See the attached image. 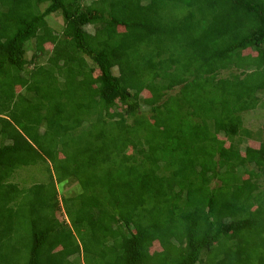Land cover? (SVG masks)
<instances>
[{"label": "trees", "instance_id": "obj_1", "mask_svg": "<svg viewBox=\"0 0 264 264\" xmlns=\"http://www.w3.org/2000/svg\"><path fill=\"white\" fill-rule=\"evenodd\" d=\"M259 94L264 0H0V264L243 263L264 244V123L235 139Z\"/></svg>", "mask_w": 264, "mask_h": 264}, {"label": "rangeland", "instance_id": "obj_2", "mask_svg": "<svg viewBox=\"0 0 264 264\" xmlns=\"http://www.w3.org/2000/svg\"><path fill=\"white\" fill-rule=\"evenodd\" d=\"M44 7H42L43 9ZM49 25L56 31L60 32L63 29V21L59 13H54L49 18L47 19ZM86 30L89 32H92L93 27L87 26ZM45 49L46 51H50L51 45L50 44H45ZM33 54V49H30L26 53V57L29 59L31 55ZM243 54H249L254 56L255 52L251 49H246L243 51ZM47 55H43V58L38 59L37 61H45ZM114 72L117 73V70L114 69ZM237 71H234V69L227 70V71H221L220 76L225 77L228 76L231 73H234ZM177 90V89H175ZM175 92L172 91L170 94H174ZM147 95L146 92H143V96ZM241 119H242V129L248 130L251 132V135H246V133H240L239 137L237 138L239 142L235 139V144L237 143L239 145L240 151L243 154L244 149L247 146H252L256 147L257 146V139H255V136L257 133H259L260 128L262 127L264 123V94H259V104L258 106L251 110V111H246L241 114ZM220 138H222L226 143L225 145L228 146V141L222 136L219 135ZM130 152V150L128 151ZM62 155L59 154V157ZM45 165L50 167L51 163H43L42 166L39 164L35 167H30L27 169H22L17 171L15 177L13 178V181L17 182L18 184H24L25 182L29 184L31 181L33 182H41V181H47V173L45 172ZM54 174V173H53ZM56 178V174L53 175V179ZM243 178H246L244 176ZM56 191H57V198L60 200L62 196L67 197L75 193L77 188L75 189V186L69 185L66 182L62 184H57L55 185ZM62 210V208H61ZM59 218L61 219V215L58 214ZM65 220L67 223L70 222L69 218L65 217ZM254 233H250L245 239H246V244L241 243L239 245V250H244V253L242 255L243 263L240 264H260V256L264 254L263 250V245L260 243V240H257V235L258 231ZM28 238L29 237V232H27ZM257 236V237H256ZM236 246V245H235ZM233 247L234 249H237L236 247ZM150 252L154 251H160V245L157 241H154L150 247ZM221 250L219 248H214L211 253H210V264H214L216 258L219 256V252ZM236 251L232 252V255L235 254Z\"/></svg>", "mask_w": 264, "mask_h": 264}]
</instances>
